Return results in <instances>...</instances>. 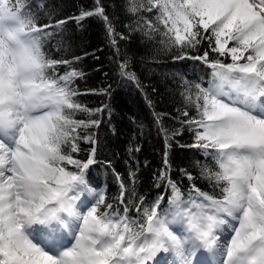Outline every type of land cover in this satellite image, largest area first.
<instances>
[{
  "label": "snow or ice",
  "instance_id": "snow-or-ice-1",
  "mask_svg": "<svg viewBox=\"0 0 264 264\" xmlns=\"http://www.w3.org/2000/svg\"><path fill=\"white\" fill-rule=\"evenodd\" d=\"M44 7L43 0H0V264H169L163 254L171 264H204L207 254L216 264H264V0H127L125 11L137 17L130 31L210 70L207 87L183 85L180 128H161L166 151L155 180L162 192L148 202L137 194L138 169L128 183L113 170L118 195L111 201L90 181L99 144L90 130L107 106L78 100L84 93L74 83L84 73L47 50L67 20L42 23L33 9ZM94 16L116 46L103 0L72 19ZM118 67L139 86L126 60ZM185 128L194 136L188 147L211 162L199 165L198 177L180 170L186 190L168 159L169 141ZM82 143L90 147L78 158ZM37 225L72 241L50 250L35 242Z\"/></svg>",
  "mask_w": 264,
  "mask_h": 264
},
{
  "label": "trees",
  "instance_id": "trees-1",
  "mask_svg": "<svg viewBox=\"0 0 264 264\" xmlns=\"http://www.w3.org/2000/svg\"><path fill=\"white\" fill-rule=\"evenodd\" d=\"M39 3L40 0H30ZM43 9H33L41 14V22H55L65 19L58 33L47 43L50 54L73 60V66L84 73L74 83L80 93L78 100L90 108L106 105L98 114L100 126L94 131L98 163L89 170L92 184L106 192L111 201L118 195L115 173L129 182V173L138 169L136 190L144 195L146 202L154 200L162 189L156 187L155 176L163 167L166 151L165 136L161 128L169 133L180 128L179 119L184 100L181 95L185 82L202 83L207 87L210 70L201 61L193 59L176 60L172 53L163 52L155 40L147 39L141 31H130L137 19L125 11L127 0H103L106 11L116 29L117 45L113 46L105 22L99 17H90L77 22L73 17L82 10L94 6V0H43ZM141 15L153 18L151 13ZM123 34L128 39H119ZM118 49V50H117ZM215 55V54H213ZM79 58L78 60L75 58ZM126 60L135 81L120 75L118 64ZM225 62L230 59L225 58ZM107 89L108 94H92L89 90ZM151 101V104H149ZM191 114H195L190 109ZM159 114V120L157 115ZM77 119H87L84 113H77ZM194 141L188 128L181 135L172 138L168 159L172 165V178L187 189L190 182L181 174V169L200 174L199 165L211 163L200 149L188 147ZM78 158L87 154L90 145L81 144ZM139 147V151L135 149ZM108 162H111L110 166ZM205 191H213L205 179L195 181ZM218 191V190H217ZM87 201V200H85ZM167 203L162 208H167Z\"/></svg>",
  "mask_w": 264,
  "mask_h": 264
},
{
  "label": "rangeland",
  "instance_id": "rangeland-1",
  "mask_svg": "<svg viewBox=\"0 0 264 264\" xmlns=\"http://www.w3.org/2000/svg\"><path fill=\"white\" fill-rule=\"evenodd\" d=\"M87 201H85V204ZM33 238L35 242L40 243L44 245L45 247L49 248L50 250H57L60 247L68 246L70 242L72 241V238L69 236H66L62 232H57L55 234H52L48 229L44 228L43 226H35L33 229ZM60 243L59 245H56L55 242ZM168 256L169 264H171L172 257L168 254H165ZM211 261L206 260L204 264H210Z\"/></svg>",
  "mask_w": 264,
  "mask_h": 264
},
{
  "label": "bare ground",
  "instance_id": "bare-ground-1",
  "mask_svg": "<svg viewBox=\"0 0 264 264\" xmlns=\"http://www.w3.org/2000/svg\"><path fill=\"white\" fill-rule=\"evenodd\" d=\"M55 244H56V245H59L60 243H58V242L56 241ZM62 247H63V246H62ZM163 255H165V254H163ZM166 256H167V255H166ZM201 259H202V261H204V263L206 262V260H208V261H211L210 264H216L217 257H214V256H212L211 254H207V255L201 257Z\"/></svg>",
  "mask_w": 264,
  "mask_h": 264
}]
</instances>
